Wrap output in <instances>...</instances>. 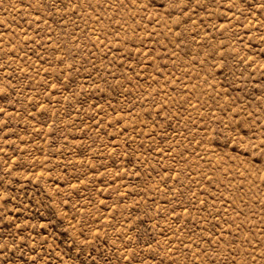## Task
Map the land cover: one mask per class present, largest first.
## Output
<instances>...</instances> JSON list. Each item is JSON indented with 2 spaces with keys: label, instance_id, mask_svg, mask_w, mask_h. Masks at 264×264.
<instances>
[{
  "label": "rangeland",
  "instance_id": "1",
  "mask_svg": "<svg viewBox=\"0 0 264 264\" xmlns=\"http://www.w3.org/2000/svg\"><path fill=\"white\" fill-rule=\"evenodd\" d=\"M0 264H264V0H0Z\"/></svg>",
  "mask_w": 264,
  "mask_h": 264
}]
</instances>
